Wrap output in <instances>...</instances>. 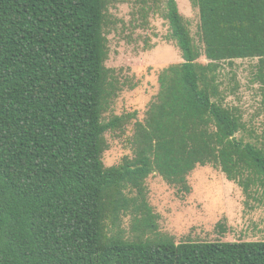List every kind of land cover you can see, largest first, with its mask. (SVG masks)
<instances>
[{
    "label": "trees",
    "instance_id": "16d2710c",
    "mask_svg": "<svg viewBox=\"0 0 264 264\" xmlns=\"http://www.w3.org/2000/svg\"><path fill=\"white\" fill-rule=\"evenodd\" d=\"M190 1L204 50L164 0L183 63L160 75L135 157L106 168V134L126 120L103 122L120 90L106 66L110 0H0V264H264V242L152 237L155 173L190 194L188 177L213 166L264 194V136L238 137L248 129L218 81L223 63L257 59L264 83V0ZM142 2L154 12L159 0ZM128 216L131 239L114 233Z\"/></svg>",
    "mask_w": 264,
    "mask_h": 264
},
{
    "label": "rangeland",
    "instance_id": "374dc122",
    "mask_svg": "<svg viewBox=\"0 0 264 264\" xmlns=\"http://www.w3.org/2000/svg\"><path fill=\"white\" fill-rule=\"evenodd\" d=\"M142 1L110 0L106 66L115 70L120 90L103 122L115 117L126 120L123 128L106 134L108 150L102 158L106 168L119 167L126 158L135 157L136 125L145 123L148 112L158 101L160 75L170 66L183 63L181 52L171 38L164 0H159L154 12L147 10ZM177 3L195 46L203 51L199 10L190 0H177ZM199 62L209 63L205 57ZM258 63L257 59L223 63L218 80L223 105L235 110L248 129L238 137L247 141L264 136V83L257 79ZM188 184L190 194L182 193L156 173L147 180L148 202L158 217V231L153 238L171 237L177 244L264 242L261 190L254 189L248 196L213 166L198 167L188 177ZM133 226L132 217H123L114 233L121 231L131 239L136 234Z\"/></svg>",
    "mask_w": 264,
    "mask_h": 264
}]
</instances>
